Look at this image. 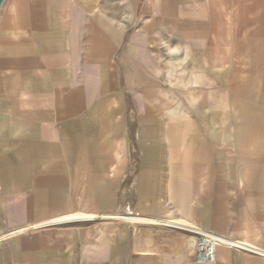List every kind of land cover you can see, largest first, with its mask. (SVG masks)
<instances>
[{"label":"crops","instance_id":"crops-1","mask_svg":"<svg viewBox=\"0 0 264 264\" xmlns=\"http://www.w3.org/2000/svg\"><path fill=\"white\" fill-rule=\"evenodd\" d=\"M234 241L264 250V0H5L0 264H264Z\"/></svg>","mask_w":264,"mask_h":264},{"label":"built area","instance_id":"built-area-1","mask_svg":"<svg viewBox=\"0 0 264 264\" xmlns=\"http://www.w3.org/2000/svg\"><path fill=\"white\" fill-rule=\"evenodd\" d=\"M128 214V213H127ZM130 214V213H129ZM130 215H128V217H129ZM134 216V215H133ZM135 217V216H134ZM196 230L198 231H200V229H198L197 227H196ZM197 231L195 232V233H193V236H195L196 238H198L200 235H199V233H197ZM201 232V231H200ZM186 234H189V233H187L186 232ZM186 240H189V237H186ZM235 245H232V246H234V247H236V248H238V249H240V250H243V251H245V252H248V253H251V254H256V255H262V256H264V250H262V249H258V248H253V247H249V246H247V245H244V244H242V242H240V241H234L233 242ZM200 246V245H199ZM198 245H197V247H199ZM189 255L193 258V259H202L203 257L201 256V255H198V256H196L194 253H192V251L191 250H189Z\"/></svg>","mask_w":264,"mask_h":264},{"label":"rangeland","instance_id":"rangeland-1","mask_svg":"<svg viewBox=\"0 0 264 264\" xmlns=\"http://www.w3.org/2000/svg\"><path fill=\"white\" fill-rule=\"evenodd\" d=\"M124 213H126V215L128 216V215H130V216H137L136 215V213H133V211H131V207L129 206V205H127L126 207H125V211H124ZM128 213V214H127ZM130 213V214H129ZM142 220H143V218H142ZM180 223H185V224H188L189 226H193V225H191V224H189V223H186V222H180ZM194 227V226H193ZM176 229V228H175ZM179 230V229H178ZM180 232H182L181 230H179ZM182 233H186V232H182ZM185 239H186V237H184ZM188 245V244H187ZM236 248V247H235ZM238 249V248H237ZM240 250V249H239ZM241 251H243V250H241ZM188 254H189V252H188ZM189 258L191 259V260H193V261H197V260H208L207 258H202V259H193L190 255H189Z\"/></svg>","mask_w":264,"mask_h":264},{"label":"bare ground","instance_id":"bare-ground-1","mask_svg":"<svg viewBox=\"0 0 264 264\" xmlns=\"http://www.w3.org/2000/svg\"><path fill=\"white\" fill-rule=\"evenodd\" d=\"M136 218L137 217H134V216H129L128 218H126V219H130L131 221H134V220H136Z\"/></svg>","mask_w":264,"mask_h":264},{"label":"water","instance_id":"water-1","mask_svg":"<svg viewBox=\"0 0 264 264\" xmlns=\"http://www.w3.org/2000/svg\"><path fill=\"white\" fill-rule=\"evenodd\" d=\"M4 1H5V0H0V9H1V7H2Z\"/></svg>","mask_w":264,"mask_h":264}]
</instances>
